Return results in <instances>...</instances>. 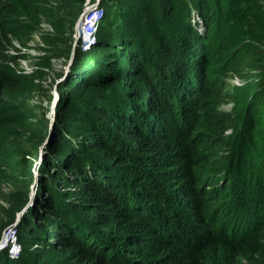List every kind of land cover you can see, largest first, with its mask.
Masks as SVG:
<instances>
[{"label": "trees", "instance_id": "16d2710c", "mask_svg": "<svg viewBox=\"0 0 264 264\" xmlns=\"http://www.w3.org/2000/svg\"><path fill=\"white\" fill-rule=\"evenodd\" d=\"M118 1L0 0V264H264V0Z\"/></svg>", "mask_w": 264, "mask_h": 264}, {"label": "rangeland", "instance_id": "374dc122", "mask_svg": "<svg viewBox=\"0 0 264 264\" xmlns=\"http://www.w3.org/2000/svg\"><path fill=\"white\" fill-rule=\"evenodd\" d=\"M57 1H59V0H57ZM77 1L78 2L81 1V3H82L81 4L82 5V13L78 15V17L75 21V24H74L75 33L72 35V37L74 38V40L77 39L76 43L81 42L83 39L81 33L83 34V31H85V28L84 27L82 28V21H83L85 13H88L93 5H97V7L99 8L98 11L103 12V18L99 21V26L103 22L106 10H109V12H108L109 14H111V13L113 14L114 12H116V14L119 15L121 12L118 0H112V1H108V0H77ZM87 15L89 16V13ZM81 17H82V21L79 22V19L81 20ZM99 26L97 27V30L95 33H97ZM41 28H42V30H44V32H42V33H46V32L51 33V34L53 33V30L51 28V23L48 22V20H43ZM95 33H94V36H95ZM78 34L80 35L79 38H78ZM41 44H42V41L40 39V36H39V34H36V35H33V38L29 43V46H30V47H28L29 49H27V50L21 49V48L20 49L22 50V52L27 51L29 56H32V55L35 56V55H39V53H40V50L36 49L35 46L36 45L40 46ZM16 46L18 47V44H16ZM67 60L68 59H66V62L63 61L62 57L53 60V70L51 71L52 77L62 75V78L56 80L57 84L59 83V81L64 79L63 76L68 74L67 65H68L69 60L68 61ZM21 62H25L23 64V68L26 67L29 70L31 69V67L33 65V61H32L31 57H27L26 59H20L19 60L20 66H21ZM19 68L24 72V70L21 67H19ZM50 82H51V80H50ZM231 82H233V81H231ZM57 84H55V86H54L53 82L49 84V81H48V84L45 85V88H46L45 92L43 94L39 95L38 97H35V99L33 101L34 105H40L43 108L45 107L46 109H48V114L46 116L49 118L50 128H52V126H53L54 118H55L54 117L55 108L59 102ZM222 108H224V110H229L230 105H223ZM50 114H52V118H51ZM46 141L41 146V150L45 146ZM41 154H43V150H42ZM7 166L11 170H13V172L18 171L16 169L10 167V162ZM34 172H35V175H37V172L36 171H34ZM17 188H18L17 184H11V183L10 184H4L3 189H2V191H3L2 193L7 195L10 192H14V191L18 190ZM33 193H34V191H33ZM33 196H34V194H33ZM6 205H7L6 200L0 198V208L1 207L5 208ZM1 214H2V212L0 211V222L2 220ZM14 224L15 223H13L11 226H13ZM0 240H2V243H1L2 249L0 248V252L6 248L10 249V247H12L14 250H16V248L19 249V247L16 244L13 245L12 239H10L9 235H8V237L6 236L5 231L2 232ZM11 242H12V244H11Z\"/></svg>", "mask_w": 264, "mask_h": 264}, {"label": "built area", "instance_id": "2783aa9c", "mask_svg": "<svg viewBox=\"0 0 264 264\" xmlns=\"http://www.w3.org/2000/svg\"><path fill=\"white\" fill-rule=\"evenodd\" d=\"M98 7L97 5H93L92 8L89 10V16L87 15L88 13H85L83 21H82V28H85V31H83V34L81 33L83 39L80 42V47H81V53L86 52L91 44L94 42L95 40V36L94 33L97 30V27L99 26V21L103 18V12L102 11H98ZM79 34H78V38H79ZM25 62H21V68L24 70V73H28L29 69H27L26 67L23 68V64ZM5 234L6 236L10 237V239H12L13 245L15 244V227L10 226L5 230ZM11 242V244H12ZM12 252V254H17L19 249L16 248V250H14L12 247H10V249Z\"/></svg>", "mask_w": 264, "mask_h": 264}, {"label": "water", "instance_id": "95a60500", "mask_svg": "<svg viewBox=\"0 0 264 264\" xmlns=\"http://www.w3.org/2000/svg\"><path fill=\"white\" fill-rule=\"evenodd\" d=\"M80 21H82V17H81V20L79 19V22ZM76 41H77V39L76 40H74V43H73V47H72V51H71V55H70V58H69V61H68V65H67V71L69 70V67H70V65H71V62H72V59H73V57H74V49H75V47H76ZM81 49V47H80V45H79V50ZM80 52H81V50H80ZM54 109V108H53ZM51 118H52V114H51ZM32 190V189H31ZM33 191H31V193H30V200H29V204H31L32 203V199H33ZM20 216H21V213H19L18 215H17V217H16V222H18L19 221V218H20ZM13 227H15V224L13 225ZM1 243H2V240H0V248H1ZM2 249V248H1Z\"/></svg>", "mask_w": 264, "mask_h": 264}]
</instances>
